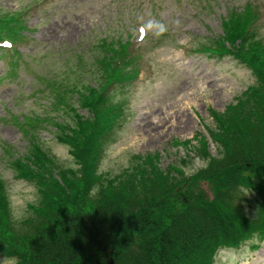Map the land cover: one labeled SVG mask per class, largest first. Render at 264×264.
<instances>
[{
	"label": "trees",
	"instance_id": "obj_1",
	"mask_svg": "<svg viewBox=\"0 0 264 264\" xmlns=\"http://www.w3.org/2000/svg\"><path fill=\"white\" fill-rule=\"evenodd\" d=\"M233 13L222 23L224 38L204 50L232 53L253 68L260 85L225 115H216L218 129L210 136L218 144L217 156L195 176L211 184L214 199L196 186L195 177L189 186L177 168L180 178L160 171L154 157L135 156V165L112 178L98 172L101 141L119 110L103 91L137 75L130 41L117 31L97 40L104 58L94 57L89 66L95 71H86L92 85H86L81 107L92 118L78 120L73 108L77 127L59 137L72 146L78 171L59 169L52 155L33 144L16 169L31 176L40 197L32 205L33 216L22 220L12 217L7 186L0 179V255L14 256L16 264H213L220 247L238 248L254 233L264 237V41L249 30L252 15ZM13 20L12 26L0 24V38L19 37ZM58 169L64 170L60 180L54 174ZM97 184L101 187L90 194ZM252 187L259 195L257 216L247 219L238 198L241 192L247 200L245 190L252 192Z\"/></svg>",
	"mask_w": 264,
	"mask_h": 264
},
{
	"label": "rangeland",
	"instance_id": "obj_2",
	"mask_svg": "<svg viewBox=\"0 0 264 264\" xmlns=\"http://www.w3.org/2000/svg\"><path fill=\"white\" fill-rule=\"evenodd\" d=\"M245 1L0 0L4 14L27 11L23 34L29 39L14 46L21 52L19 58L0 50V176L9 183L12 217L33 216L32 205L38 204L40 194L32 182L13 176L7 145L24 152L30 140L38 141L60 166L79 169L72 148L62 145L59 137L70 135L73 107L86 115L83 93L86 85H92L86 71L94 72L96 66H89L95 54L81 49L105 35V29L131 36L130 49L139 56L140 72L131 85H115L112 91L114 101H126L128 115L125 120L118 116L124 122L115 125L113 137H103L98 172L112 178L135 165V156L156 154L162 170H172L176 164L189 175L202 164L198 134L207 137L209 151L215 154L216 143L206 129L215 127L210 111L222 112L255 78L231 57L187 55L186 48H194L200 37L221 33L225 11ZM137 23L147 29L141 41L135 37ZM260 25L264 35V20ZM184 158L186 165L181 162ZM100 187L97 184L90 194ZM203 187L207 188L205 183ZM245 193L251 200L245 210L254 216L256 196ZM216 258V264H264V241L238 259L224 249ZM14 263L13 257L0 255V264Z\"/></svg>",
	"mask_w": 264,
	"mask_h": 264
}]
</instances>
